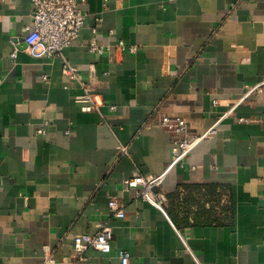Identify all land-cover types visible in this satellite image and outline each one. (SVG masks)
<instances>
[{"label":"crops","instance_id":"1","mask_svg":"<svg viewBox=\"0 0 264 264\" xmlns=\"http://www.w3.org/2000/svg\"><path fill=\"white\" fill-rule=\"evenodd\" d=\"M77 2L63 55L99 111L81 109L62 57L27 53L32 0H0V264H120V250L130 264H264V0ZM163 115L206 135L169 169ZM166 169L163 209L122 188ZM99 224L110 252L77 259L75 235Z\"/></svg>","mask_w":264,"mask_h":264},{"label":"built area","instance_id":"2","mask_svg":"<svg viewBox=\"0 0 264 264\" xmlns=\"http://www.w3.org/2000/svg\"><path fill=\"white\" fill-rule=\"evenodd\" d=\"M32 22L24 36L27 53L36 59L59 56L63 59V73L81 88V93L76 96L84 112L99 111L103 106L101 97L94 92L92 82L86 81L80 71L64 58L63 51L74 42L83 27L85 14L81 11L77 0H32ZM119 49L125 50L122 42L116 44ZM89 51L96 54L104 52V47L94 39L88 45ZM129 52H134L135 47H128ZM260 85H264V80ZM115 110L114 106L110 107ZM43 125L37 130L39 135L46 133ZM159 125L172 137V161L168 169L176 164H182L184 158L193 150L197 143L206 135L194 136L190 133L187 124L180 118L162 116ZM213 132V130H212ZM156 176L138 175L122 182V188L129 190L138 189L136 195L144 201L162 208L166 202L165 195L158 191L162 185L167 170ZM110 215L123 218L124 211L116 199L108 203ZM95 234H78L73 239L74 252L77 259L81 260L82 254L89 248L102 253H109L111 249L112 230L109 226L99 224ZM120 264H130V255L124 250L118 252Z\"/></svg>","mask_w":264,"mask_h":264}]
</instances>
